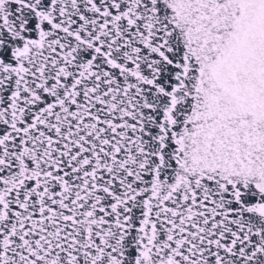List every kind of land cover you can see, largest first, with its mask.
Here are the masks:
<instances>
[{"label": "snow or ice", "instance_id": "1", "mask_svg": "<svg viewBox=\"0 0 264 264\" xmlns=\"http://www.w3.org/2000/svg\"><path fill=\"white\" fill-rule=\"evenodd\" d=\"M0 264H264V0H0Z\"/></svg>", "mask_w": 264, "mask_h": 264}]
</instances>
